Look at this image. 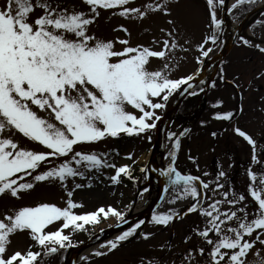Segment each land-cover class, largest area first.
Wrapping results in <instances>:
<instances>
[{
	"label": "snow or ice",
	"instance_id": "6c2138e0",
	"mask_svg": "<svg viewBox=\"0 0 264 264\" xmlns=\"http://www.w3.org/2000/svg\"><path fill=\"white\" fill-rule=\"evenodd\" d=\"M225 2L206 0L210 34L197 45L200 51L196 58L198 63L203 62L201 57H208L213 51L206 44H216L222 31L223 20L218 18L217 8L232 13L238 6L253 0H234L226 9ZM82 3L88 6L87 11L53 3V0H5L0 7V194L10 193L12 197L20 198V193L33 189L36 182L51 180H58L63 186L69 177L85 176L81 167L114 168V174L109 177L112 184L119 183L122 175L135 179L130 165H109L101 155L77 151L75 146L95 143L106 137L117 138L121 134H147L161 119L156 110L165 108L172 94L187 92L193 87L191 82L196 74L171 78V66L167 62L159 70L147 68L150 58H165L166 50L178 46L175 29L162 41V50L130 46L127 39L104 40L89 32V26L99 15L98 9L118 8L122 17L134 14L144 18L149 11L168 14L169 0H155L146 4L143 11L138 7H127L129 0H82ZM37 9L40 11L33 17ZM168 23L175 22L169 20ZM119 29L128 33L123 25ZM239 40L244 45L251 43L244 37ZM117 42L123 47L117 49ZM253 47L264 53V46L253 44ZM182 86L185 87L182 89ZM42 112L51 119L40 115ZM232 116L233 113L228 111L218 113L216 118L228 120ZM13 131L46 150L21 147L10 135H5ZM234 131L252 146L251 162L264 169V161L256 155L257 142L238 127ZM184 135L185 132L179 133V136ZM179 136L168 133L173 143L170 162L160 169V175L166 178L163 191L173 193L170 203L191 198L193 202L186 208L185 215L198 212L207 218L206 226L197 230V235L204 238L210 248L202 247L196 251L207 256L208 264H246L248 253L257 243L260 250H264V170L257 173L249 168L246 171L249 178L246 194L233 192L230 196L224 191L223 200H214L204 207L199 188L208 189L209 183L198 176L182 174L176 167ZM147 139L150 141L151 136ZM49 158L64 159L38 171L42 164L51 163ZM128 158L131 159V154ZM188 158L194 160L192 156ZM146 170V167L141 168L142 172ZM224 176L225 172L219 171L217 180ZM24 177H30V180L26 181ZM80 187L82 185L75 184V188ZM223 187L216 183V189ZM72 196L73 192L67 191L64 207L40 202L34 206H21L0 218V264H45L44 257L72 245L73 233L88 231L89 226L95 228L110 217L115 218L117 224L126 222L125 212L112 205L77 213L74 209L83 205L74 202ZM249 198L257 205L252 212L244 203ZM160 199L163 201L164 196ZM224 203L241 206L222 212ZM179 215L171 209L168 212L153 210L150 222L167 226ZM144 223L141 219L120 231L114 238L101 243L93 255L105 256L137 234L147 239L149 233H138ZM53 224L59 226L55 230H46ZM25 230L42 251H33L30 246L26 252L7 254L10 235ZM65 230L70 231L66 234ZM260 250L253 255L259 256ZM192 251L187 252L189 261ZM139 264L146 262L142 258ZM258 264H264V258Z\"/></svg>",
	"mask_w": 264,
	"mask_h": 264
},
{
	"label": "rangeland",
	"instance_id": "374dc122",
	"mask_svg": "<svg viewBox=\"0 0 264 264\" xmlns=\"http://www.w3.org/2000/svg\"><path fill=\"white\" fill-rule=\"evenodd\" d=\"M59 2L62 5L66 4L69 7L75 6L78 10H88V6L82 3V0H53V3ZM155 0H129L127 7H138L142 11L144 6L148 3H153ZM5 3V0H0V7ZM168 8L170 12L165 14L161 11H149L144 18H138L134 14L129 17H122L118 14L119 9H98L99 15L95 22L89 26V32L95 34L98 38L104 40L116 41L119 39H127L130 46L143 45L149 47L152 50H162V41L168 38L167 33L175 29L174 37L177 41L178 46L175 49L169 48L166 50L165 58H150V62L147 65L149 70H159L163 67L164 63L170 64V76L171 78H179L181 76L191 75L194 71H197L199 63L197 62V57L200 55V51L197 45L200 44L206 36L210 34L209 28V14L206 7V0H169ZM37 9L32 16L35 17L39 13ZM241 10L238 9L229 14V16L237 21L242 15ZM217 16L222 19V12L217 8ZM172 20L175 23L169 24L168 21ZM123 25L128 29V33L119 29V26ZM259 29H252L253 36L264 38V18L259 22ZM163 30V31H162ZM224 29L219 34L223 33ZM241 43V42H240ZM211 42L206 44V47L211 46ZM239 44V42H238ZM236 44V46L229 53L224 61V67L228 74H251V76H258L257 83H261L263 90L260 91L259 97H261V102L264 104V53L259 52L255 47L246 48L245 45ZM238 45V46H237ZM253 46V45H252ZM117 49L123 47V45L118 42L115 44ZM223 48V43L219 41L216 45L215 51H221ZM212 54V53H211ZM197 69V70H196ZM212 92V91H211ZM188 101H186L179 112L174 117L172 123L169 125V132L175 133L179 136V133L185 132L186 124L189 122V117L196 116L193 120L194 123L197 121V115L200 114L201 110L207 109L208 104V94L198 99V94L202 91L195 92ZM175 98V93L172 94L167 102V105L163 109L156 110L157 115L163 116L164 111L170 107L173 99ZM248 102H253L254 100H247ZM198 105L201 107L198 109ZM203 109V111H204ZM128 110L132 111L131 108ZM203 111L201 113H203ZM205 112V111H204ZM40 115L47 117V113H40ZM51 119L50 117H47ZM208 116L203 121V124L192 130L197 124H192V127L188 128V133L184 136H179L180 139V156L177 168L182 174L197 173L204 179L205 182H225L228 178L235 175L241 178L240 181L249 183V178L246 175V171L251 168L253 172H260L264 169L259 170L254 168V163L249 159L250 154H247V163L241 160V165L236 164V159L224 157L220 152L216 158L218 161L214 162V167L216 173L219 171H224L225 176H217L215 180H212L210 176V167L213 166V158L208 156V147L211 143V137L208 135H202L200 140L197 137L198 132L201 131L204 126L208 125ZM253 121V120H252ZM251 121V122H252ZM157 124V123H156ZM194 125V126H193ZM167 133V146L169 147V152L171 151L172 140L168 138ZM5 135H10L14 140L18 142L21 147H27L32 150L45 151L43 146L36 142L29 141L22 135L16 132H6ZM151 136V140L147 139V136ZM154 140V130L141 135H132L127 137V135L121 134L117 138L106 137L105 139L88 144H80L75 146L77 151L95 152L101 155V158L106 160L109 165L115 164L116 166L130 165L132 176L135 179H129L126 176H121L120 182L117 184H112L109 177L114 174V168L112 167H101L100 169H85L80 168V171L85 173L84 177H69L62 186L61 182L58 180H51L45 182H36L35 186L31 190L22 191L20 193V198H14L10 193L0 194V218H2L6 213H9L16 208L21 206H34L40 202L54 203L59 207L66 206L67 191H72L73 196L71 197L74 202L82 204L83 207L74 209L77 213H83L87 211H93L100 206L112 205L117 209L124 211L125 215L133 208L134 202L137 201V183L144 184L146 179L141 178V168L147 165V161L143 158L150 151ZM232 147H237V144L231 143ZM226 151V145L224 146ZM223 151V150H222ZM131 154V159L128 155ZM178 154V152H177ZM169 156V153H168ZM189 156L195 157L196 160H189ZM51 163L42 164L38 171L46 170L48 167L53 166V164H59L63 162L64 158L56 159L49 158ZM70 159V156H69ZM264 161L263 159H261ZM74 167H77L73 164ZM239 170V171H238ZM256 170V171H255ZM146 172V171H145ZM245 172V175L243 174ZM207 173V175H205ZM145 178V177H144ZM24 179L30 180V177H24ZM133 181V184H132ZM75 184H80L82 187L75 188ZM139 185V187H140ZM246 194V193H245ZM145 195V192L139 196V200ZM173 198V193L170 191L168 193L167 199L163 202L157 212H168L170 209L178 213L182 212L185 207H187L189 202H192L191 198H186L183 200H177L170 203ZM220 198V197H219ZM136 200V201H135ZM206 204L212 203L214 200H210V196L204 199ZM252 201L250 198L244 203L249 204ZM253 208L249 210L252 212L257 205L252 202ZM127 206V207H126ZM228 206L227 208H229ZM116 220L110 217L106 221H102L95 228L88 227V231H84V235L94 234L101 228H106L109 225L115 224ZM59 225L53 224L49 226L48 231L55 230ZM234 226V225H233ZM70 230H65L68 233ZM212 235V234H210ZM79 236V235H77ZM250 239L249 237H245ZM264 238V237H262ZM33 240L30 238L28 232L17 231L10 235V243L7 246V254H11L14 251L26 252L31 246L33 251H42L34 246ZM148 242L140 241L135 243L130 247V252H134L137 247H144ZM205 248L206 250L210 248L206 244V241L202 237L194 238L190 243L182 245L179 251H184V249H192V260L185 261V264H208V258L206 255H201L196 251L199 248ZM261 246L257 243L255 247L248 253L246 264H258L261 258H264V250H260ZM259 251V256H254L253 254ZM65 252V254H63ZM66 252L68 250L58 251L57 253L50 254L44 257L45 264H66L67 258ZM119 255L122 258L128 256L126 251L120 252ZM117 256V254H115ZM197 261V262H196ZM82 264H88L87 262ZM89 264H95L91 262ZM109 264H117L116 260H113Z\"/></svg>",
	"mask_w": 264,
	"mask_h": 264
},
{
	"label": "flooded vegetation",
	"instance_id": "af4514ba",
	"mask_svg": "<svg viewBox=\"0 0 264 264\" xmlns=\"http://www.w3.org/2000/svg\"><path fill=\"white\" fill-rule=\"evenodd\" d=\"M221 76L223 79H221ZM221 76L218 74L213 80L215 86L210 94L208 128L199 131L197 136L199 140L205 134L212 138L208 147V156L213 158V166L209 168L212 180H215L218 174L214 167V162L218 161L216 159L218 153L221 152L224 157L236 159L235 163L237 165H241L242 159L247 163V154H250L249 159L251 160V155L253 154L252 146L234 131L237 127L257 142L256 155L259 160H264V104L256 93V90L258 92L262 91L263 87L260 83H257L256 79L258 76L254 77L251 74H221ZM248 98L254 101L248 102ZM228 111L233 113L230 119L216 118L218 113L222 114ZM212 133H216V135L213 136ZM231 143L237 144V147H232ZM225 145L226 151L224 150ZM254 165V168L259 167V170L262 169L260 164ZM243 174L245 175V172ZM200 178L204 181L202 177ZM240 179V177L237 178L236 176L235 167V175L220 183L224 185L222 189H216V183L218 182H207L209 183L208 189L199 188L202 193V206L207 207L208 204L204 202V199L209 196L210 200H223L224 191H228L230 196L233 192L237 195L245 194L247 183L240 181ZM196 183L199 187V182L197 181ZM214 189L215 191H213ZM192 202H189L187 207ZM253 205L252 202L248 204V211L253 208ZM228 206L230 207L227 208ZM240 206L224 203L221 205V211L235 210V207ZM187 207L167 226L151 223L150 219L143 230V233L150 234L147 239H144L143 236L141 238L131 237L133 239L129 238L122 246L107 253L105 256H95L93 262L95 264H109L116 260L117 264H139L143 258L146 264L149 261L154 262V264H185V261H189L187 258L189 249L179 251V248H182L183 244L190 243L192 239L199 237L197 230H202L206 226L207 219L198 212L185 215ZM143 239L148 243L144 247H137L134 252H130V247ZM122 251H126L128 254L124 259L122 256L119 257Z\"/></svg>",
	"mask_w": 264,
	"mask_h": 264
},
{
	"label": "water",
	"instance_id": "95a60500",
	"mask_svg": "<svg viewBox=\"0 0 264 264\" xmlns=\"http://www.w3.org/2000/svg\"><path fill=\"white\" fill-rule=\"evenodd\" d=\"M263 4H264V0L259 1L256 4V6L252 10H250L240 20V22L235 27L231 37L227 41V43H226L223 51L221 52V54L217 58H215L210 64H207L201 68V70L198 72V75L191 82L193 87L191 89H188L187 92L181 91V93L179 94V96L177 97L175 102L173 103L172 107L167 111L165 116L159 122L157 129H156V132H155V142H154V145H153L152 150H151V159L149 162L150 166L152 165L153 160H155V155H156V153H157V151L161 145L165 125L169 121V119L171 118L172 114H174L176 112L177 108L182 103L184 98L190 92L196 90L203 83V81L207 77V74H211V73H209V71L211 69H214L215 71L217 70L218 66L224 60V58L228 55V53L232 50V48L234 47V45L237 42L239 37H244L246 39L256 41V39H254L252 37H248L245 34V31L252 26V24L257 20L259 15L264 11V6L262 7ZM224 7L226 9V3H225ZM257 41L264 42L261 39L257 40ZM165 182H166V178L164 177V183ZM165 195H166V193L163 191V188H162L158 198L156 199L154 204L151 206V208H149L146 212H142L140 214H130L126 218L125 223L118 224L115 227L104 230L103 232H99L96 235H94L92 238H90L86 243L74 247V249L71 252V255L69 256V261H68L69 263L68 264H78V257H79V253L81 250H83L85 248L92 247L93 245L103 241L104 239L109 238L113 234L122 231L124 228H126L131 223L148 217L153 212V210H155L160 205V203L162 202L160 197L161 196L165 197Z\"/></svg>",
	"mask_w": 264,
	"mask_h": 264
},
{
	"label": "bare ground",
	"instance_id": "6f19581e",
	"mask_svg": "<svg viewBox=\"0 0 264 264\" xmlns=\"http://www.w3.org/2000/svg\"><path fill=\"white\" fill-rule=\"evenodd\" d=\"M234 2V0L229 1V6ZM237 21H234L229 15L224 20V33L222 36V39L227 41L231 34L233 33ZM246 35L251 36L250 29L246 30ZM210 59L206 60V63H210ZM173 120V119H172ZM172 120L168 122V124L165 127L164 134L162 137L161 145L155 155V160H153V163L151 165V176L148 178L147 182L144 184V188H148L149 191L145 192V195L136 202L133 213L141 212L142 210L148 208L150 205L153 204V202L158 197L163 185H164V177L160 175V169L165 168L167 164L170 162V157L168 156L169 153V147L167 146V133L169 131V125L172 123ZM190 125V122L187 124V126ZM150 154H146L143 156V158L147 161ZM99 245H96L94 247L84 249L79 254V260H85L86 257H88L91 253H93L95 250H97ZM83 257V259H82Z\"/></svg>",
	"mask_w": 264,
	"mask_h": 264
},
{
	"label": "trees",
	"instance_id": "16d2710c",
	"mask_svg": "<svg viewBox=\"0 0 264 264\" xmlns=\"http://www.w3.org/2000/svg\"><path fill=\"white\" fill-rule=\"evenodd\" d=\"M83 233H84L83 231H77V232H75V233L72 234V236H71L72 245H73V244L80 243V242H82L83 240H85L86 236H85ZM66 234H67V233H66ZM77 235H79V236H77ZM33 244H34V243H33ZM34 246L37 247V248H39V249H41L39 246H36L35 244H34ZM62 250H63V249H61V250H59V251H62ZM36 251H38V250H36Z\"/></svg>",
	"mask_w": 264,
	"mask_h": 264
}]
</instances>
